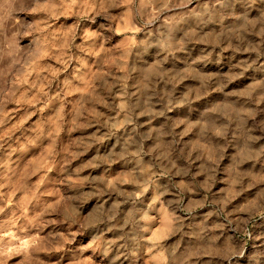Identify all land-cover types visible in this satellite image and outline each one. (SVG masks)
<instances>
[{"label": "clouds", "instance_id": "9594fccd", "mask_svg": "<svg viewBox=\"0 0 264 264\" xmlns=\"http://www.w3.org/2000/svg\"><path fill=\"white\" fill-rule=\"evenodd\" d=\"M0 264H264V0H0Z\"/></svg>", "mask_w": 264, "mask_h": 264}]
</instances>
